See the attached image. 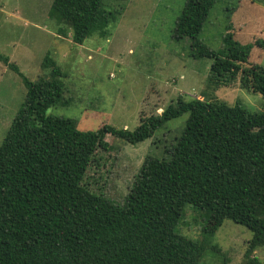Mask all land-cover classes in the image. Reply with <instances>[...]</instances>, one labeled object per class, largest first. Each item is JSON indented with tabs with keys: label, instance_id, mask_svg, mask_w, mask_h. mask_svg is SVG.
<instances>
[{
	"label": "trees",
	"instance_id": "16d2710c",
	"mask_svg": "<svg viewBox=\"0 0 264 264\" xmlns=\"http://www.w3.org/2000/svg\"><path fill=\"white\" fill-rule=\"evenodd\" d=\"M103 1L53 0L49 16L76 44L107 38L122 11H107ZM214 2L185 0L173 37L191 41L193 58L210 60L209 87L238 81L261 97V111L179 97L133 131H82L74 119L47 114L66 103L64 73L49 55L42 62L49 75L31 81L0 54L25 89L0 144V264H198L207 251L220 252L207 240L226 220L251 233L242 264H263L253 255L264 251V68L248 60L264 40L241 44L227 26L222 48L208 49L199 35ZM184 114L166 141L167 158L144 159L123 204L82 185L95 152L113 146L106 135L134 146ZM187 205L206 215L202 241L178 233Z\"/></svg>",
	"mask_w": 264,
	"mask_h": 264
},
{
	"label": "rangeland",
	"instance_id": "374dc122",
	"mask_svg": "<svg viewBox=\"0 0 264 264\" xmlns=\"http://www.w3.org/2000/svg\"><path fill=\"white\" fill-rule=\"evenodd\" d=\"M52 1L0 0V54L31 81L49 75L42 67L46 55L64 73L66 103L47 114L74 119L82 131L104 125L133 131L141 117L160 114L179 97L204 96L228 105L241 101L250 111H261V97L242 89L238 81L215 90L209 87L210 60L193 58L188 38L174 39L185 0H104L107 11L122 13L109 25L107 38L93 35L83 44L74 43L69 31L59 33L64 26L49 16ZM227 26L241 44L264 40V0H215L199 40L210 50H220ZM248 61L264 68V47L254 46ZM24 95L20 78L0 62V144ZM186 118L184 114L169 121L165 129L134 146L106 135L104 140L113 146L95 152L82 185L123 204L144 159L167 158L166 141L174 140ZM183 213L178 233L202 241L204 211L187 205ZM250 237L245 227L224 221L207 240L220 252L207 251L198 264H242ZM253 256L264 264V251Z\"/></svg>",
	"mask_w": 264,
	"mask_h": 264
}]
</instances>
